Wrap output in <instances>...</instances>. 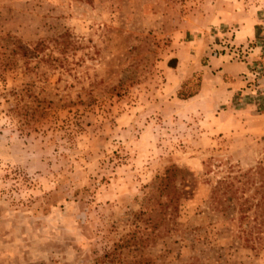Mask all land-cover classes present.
Instances as JSON below:
<instances>
[{"label": "rangeland", "instance_id": "rangeland-1", "mask_svg": "<svg viewBox=\"0 0 264 264\" xmlns=\"http://www.w3.org/2000/svg\"><path fill=\"white\" fill-rule=\"evenodd\" d=\"M263 167L264 0H0V264H264Z\"/></svg>", "mask_w": 264, "mask_h": 264}, {"label": "trees", "instance_id": "trees-1", "mask_svg": "<svg viewBox=\"0 0 264 264\" xmlns=\"http://www.w3.org/2000/svg\"><path fill=\"white\" fill-rule=\"evenodd\" d=\"M192 82V80H188L181 85V87L177 91V97L179 99H190L199 93L201 87L200 78H197L196 82ZM259 170H264V167ZM175 172L179 174L181 173L175 167L167 169L166 173L161 177L158 187L160 193L168 198L169 203H171L173 206L174 204H178L183 193V190L181 188L172 186L173 179L176 176ZM240 178H242L241 175L231 178L229 176H227L226 178H222L221 180L217 181L216 185L211 191L210 203L213 205L214 210L221 214L223 217L228 216L227 211L229 209V206L226 205V202L233 200L234 203L238 204L240 200V198L237 197L239 187H235V182H241ZM250 178L251 176H247L245 182H249ZM241 185H244V182L240 183V186ZM248 202V200H245L243 203H240L239 210H242L244 212L245 208H243L242 205ZM155 223L157 224V222Z\"/></svg>", "mask_w": 264, "mask_h": 264}, {"label": "crops", "instance_id": "crops-1", "mask_svg": "<svg viewBox=\"0 0 264 264\" xmlns=\"http://www.w3.org/2000/svg\"><path fill=\"white\" fill-rule=\"evenodd\" d=\"M232 69H235V70L240 71L242 68H240V66H231V65L228 68L226 66H223L222 73H228V74H230V71ZM179 87H180V85L177 86L176 91H178Z\"/></svg>", "mask_w": 264, "mask_h": 264}]
</instances>
